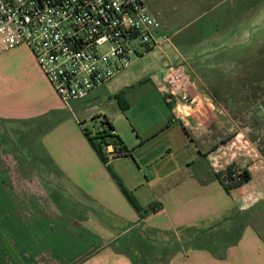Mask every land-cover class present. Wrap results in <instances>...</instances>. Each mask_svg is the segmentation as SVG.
<instances>
[{
    "label": "crops",
    "instance_id": "0c3cea01",
    "mask_svg": "<svg viewBox=\"0 0 264 264\" xmlns=\"http://www.w3.org/2000/svg\"><path fill=\"white\" fill-rule=\"evenodd\" d=\"M146 6L161 24L160 44L68 105L28 48L0 54V264H153L152 253H138V230H177L187 237L184 248L164 257L165 264H264V155L252 145L251 159L228 153L232 138H225L237 123L214 98L221 97L223 86L226 97H237L232 86L248 77L249 55L264 59L259 44H243L264 40V0ZM171 10L186 22L176 26ZM182 63L192 77L194 103L177 105L178 119L171 122L172 106L159 89L162 97L156 92L125 97L128 108L120 109L131 123L128 144L107 115L103 119L129 156L109 159L100 147L103 160L75 109L113 98L100 90L116 95L135 85H155L166 67ZM222 70L226 83L217 72ZM228 162L250 179L227 193L212 167ZM224 221V232L216 231ZM205 226L208 232L201 231ZM197 236L205 237L202 248L194 246Z\"/></svg>",
    "mask_w": 264,
    "mask_h": 264
},
{
    "label": "built area",
    "instance_id": "2783aa9c",
    "mask_svg": "<svg viewBox=\"0 0 264 264\" xmlns=\"http://www.w3.org/2000/svg\"><path fill=\"white\" fill-rule=\"evenodd\" d=\"M160 28L144 0H0V54L28 48L64 105L104 86L158 46ZM155 85L172 106L171 122L178 119L177 105L194 103L184 63L166 67ZM105 135L95 134L105 156L124 157Z\"/></svg>",
    "mask_w": 264,
    "mask_h": 264
},
{
    "label": "rangeland",
    "instance_id": "374dc122",
    "mask_svg": "<svg viewBox=\"0 0 264 264\" xmlns=\"http://www.w3.org/2000/svg\"><path fill=\"white\" fill-rule=\"evenodd\" d=\"M147 5L151 3H161L165 8H172L175 5V0H144ZM181 0H178L180 2ZM172 22L176 26H180L187 19V17H182L180 20L174 18L173 10L169 11ZM244 45L255 46L260 45L262 47L261 54L264 53V40L260 43L255 42L252 39L247 40ZM261 56V55H260ZM256 54H250L248 61L249 72L251 71V75L253 72L257 73L260 71L261 67L264 66V59H258ZM222 65V64H221ZM218 73H224L222 71H217ZM221 78L222 83H226V79L224 74ZM231 83V80H229ZM153 85V84H152ZM135 85L134 88L126 89L124 92V97L136 96L140 92H146L149 96L151 92H156L157 96L162 97L156 85ZM232 85V84H231ZM237 91V97H226L225 89L223 86V92L221 97H218L219 102L229 111L231 116L234 118L237 123V128H235L234 132L229 134L225 141L229 142V139L232 138L231 143H229L228 153H236L241 155V158L248 157L249 159V145L257 148L258 151L264 150V81L260 83L259 86H252V90L249 91L252 94L255 92H260L259 97H241L242 89L240 85L232 86V89ZM228 89H231L228 86ZM235 91V92H236ZM100 93L104 94L106 97H113L111 99H100L99 101L90 103L88 105H84L82 109H75L74 114L79 118L81 122L82 129L86 130L88 134H90L91 138L95 137V134L100 130H106V126L103 125V116L107 115L109 121L113 124L118 131V135L121 140L128 144L126 135L127 131L131 129V123L129 120L128 113H124L121 111L117 101L115 100V95H107L104 90H100ZM255 95V94H254ZM261 95V96H260ZM263 95V97H262ZM137 97V96H136ZM126 99V98H125ZM164 101V99H163ZM127 102L129 104V100L127 98ZM165 103V102H163ZM167 104H165V107ZM138 107L132 106V110H137ZM104 112V113H102ZM130 128V129H129ZM124 135H121L123 134ZM260 149V150H259ZM225 151V149H222ZM223 160L229 159V156L223 155ZM238 157V155H237ZM222 160V161H223ZM230 163V164H229ZM250 163V162H249ZM218 164L212 169L217 170L220 174L222 180L225 183L230 184L233 182H237L238 176L243 173V171L239 168L236 163L228 162V164H223V166H219ZM136 167V166H135ZM228 222H222L217 229L218 232H224L226 229V225ZM209 226V225H208ZM201 229V231H209V227ZM184 238L187 240V237L180 233L177 230L170 232H145L138 230V253H152L153 254V264H165V259L167 254H171L175 252L177 249L184 248L182 244H184ZM180 244V245H178Z\"/></svg>",
    "mask_w": 264,
    "mask_h": 264
},
{
    "label": "trees",
    "instance_id": "16d2710c",
    "mask_svg": "<svg viewBox=\"0 0 264 264\" xmlns=\"http://www.w3.org/2000/svg\"><path fill=\"white\" fill-rule=\"evenodd\" d=\"M250 73H251V71L247 73L248 77H246L243 81L240 80L239 84H236V85H240L241 86L242 93L244 94V97H255L257 92L252 94L251 92L249 93V91L252 90V86H257V82H263L264 81V66L261 67V69H260L258 74L253 72L252 75H251ZM236 85H234V86H236ZM233 90L236 91L235 88ZM114 98L116 99V101L118 102L120 108L123 111L128 108V103H127V101H126V99L124 97V92L117 93ZM214 98L219 102L218 97H214ZM102 124L105 125L106 128H107L105 130V133H106L105 136L109 140H111L113 143H116L117 145H119L121 147V149L125 152V156L124 157L129 156V151L127 149H125V147L122 146V143H121L120 139L117 137V135H115L114 127L107 121V119H104ZM83 132H84L85 136L87 137L88 141L93 145V147L97 150V152L99 153L101 158L104 160V157H103V155L101 153V150H100V145L96 142V140H97L96 137L91 138L90 134H88L86 132V130H83ZM111 133H113V134H111ZM260 152H261L262 155H264V150H260ZM218 179H219V182L221 183V185L223 186L224 190L228 193L231 189L240 186L244 182L249 181L250 176H249L248 172L244 171L242 174H240L239 180H237V182H233V183H230V184H228V183L226 184L225 181L222 180L220 176H218ZM123 191L127 195V198L131 202V204L136 209H139V205L136 203V201L133 198V196L129 192H127L126 190H123ZM204 238L205 237H203V236H197L196 238H194V243H195L194 246L197 247V248H200V247L202 248L201 245L204 242L203 241ZM206 242H208V240Z\"/></svg>",
    "mask_w": 264,
    "mask_h": 264
}]
</instances>
